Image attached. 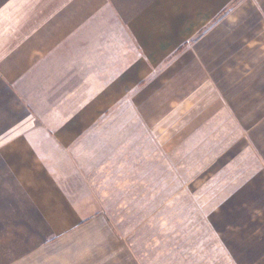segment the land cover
I'll list each match as a JSON object with an SVG mask.
<instances>
[{
	"label": "crops",
	"instance_id": "0c3cea01",
	"mask_svg": "<svg viewBox=\"0 0 264 264\" xmlns=\"http://www.w3.org/2000/svg\"><path fill=\"white\" fill-rule=\"evenodd\" d=\"M235 2L0 0V264H141L64 184L114 101L227 115L264 165V0Z\"/></svg>",
	"mask_w": 264,
	"mask_h": 264
},
{
	"label": "rangeland",
	"instance_id": "374dc122",
	"mask_svg": "<svg viewBox=\"0 0 264 264\" xmlns=\"http://www.w3.org/2000/svg\"><path fill=\"white\" fill-rule=\"evenodd\" d=\"M112 103L66 167L74 196L93 200L141 264H264V165L231 118L216 132L200 108Z\"/></svg>",
	"mask_w": 264,
	"mask_h": 264
}]
</instances>
